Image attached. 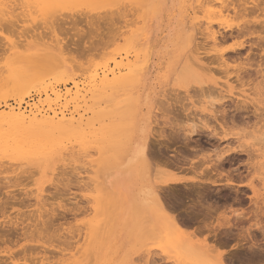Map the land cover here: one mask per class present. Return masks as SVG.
Returning a JSON list of instances; mask_svg holds the SVG:
<instances>
[{"label":"rangeland","instance_id":"obj_1","mask_svg":"<svg viewBox=\"0 0 264 264\" xmlns=\"http://www.w3.org/2000/svg\"><path fill=\"white\" fill-rule=\"evenodd\" d=\"M205 1L107 0L104 2L103 0V2L95 6L93 13H99L98 15L101 14L102 16L107 13L106 16L108 18H110V16H115V18L120 16L124 21L121 20L120 17H118L119 20L114 18L116 23L114 22L113 25H110L107 24L105 20H100V23H98L95 27H91L87 24L85 18L78 17V15L75 17H68L67 14L64 13V15L56 17V19L44 20L45 16L40 11H37L35 8L28 7L23 0H17L16 2L15 0H0V5L3 7L8 6L9 9L12 7L13 9H11V12L15 11V14L13 13L12 15H9V17L7 13L4 17L0 15L2 18V20L0 18V114L10 111L11 109L21 108L24 110L27 108V110H31V108L38 106L41 115L47 117L53 116V112H63L68 116V118L74 115L76 121L81 115H84L85 119V124L76 122L80 126L78 133L75 136L65 138L59 149H52V147L38 145V143L32 145V141L30 143L25 142L22 143L23 145L17 146L12 145L14 142L11 140L9 143L11 145H7V147L0 149V210L3 211H0V235L3 236L0 238L4 239V242L0 239V264H8V262L9 264H192L188 259L180 255L179 249L173 244V241L175 240L174 234H170V236H165L166 234L158 235L153 232V230H150L148 226L140 225L139 221L132 220L129 223H121L118 217H116L117 212L116 209H114L116 208L114 206L116 205V199L114 200L115 196L113 197V193L111 194L109 189L105 187L107 185L105 184V181L103 183V179H105L107 171L117 163L125 147L126 141L130 139L129 134L133 130L132 126L134 125H132V122L135 117H144L149 124L150 133L152 134L149 138V166L145 172V181L148 185H160L164 187L165 185L162 183L165 181L166 174H175L178 177L191 180L196 176L193 173L195 170H198L199 172L208 170L211 175L209 178H214L213 180L218 181L216 184H212V180H209L210 182L196 180L188 182L186 184L187 187H185V184L181 186H170L171 188L169 190L165 187V191L162 192V195L166 196L168 193L171 194L174 192L171 196L174 195L176 198L178 197V200H176L174 196L173 199L170 194H168L169 197L172 198L171 202L173 204L169 203L170 199H167L169 197H167L166 200H168L167 203L171 206L174 205V211L179 213V215L181 214V218L184 219V222H187L186 224L184 223L186 226L184 225L185 228L183 226V233L186 236L195 237L193 238V242L198 245L205 244L206 242L207 246L211 247L210 250L212 249V253L215 251L220 253L223 252L222 259H225L223 262L226 264H239L240 262H242L240 264H246L247 262V264H264V247H262V243L264 246V234L258 232V230L251 229V226L257 222V219L255 218L256 216H254L255 214H252L254 212V208L256 209L253 201L256 200L257 197L254 196L248 187V183L253 182L254 187L258 191L261 190V194L264 193L262 190L264 189V170L260 169L255 174L253 171L254 169L252 170V168L250 169L248 166H244L246 164L244 162H247V159H245L247 158L246 156H236L235 158L230 157V160H226L224 162L225 165L221 168V170L223 169L222 172L221 170L213 169L211 167L214 164V160L212 163L210 161L215 158L214 154H216L217 151H220L225 147L224 145H227L225 142H218L219 145H217L215 142L216 140L211 139L213 141L212 143L207 134H204L205 136H193L191 137L192 141L189 142L188 140L186 141L183 135L184 133H176L177 130L174 131L170 128L172 125H170V123H174L173 125L176 126V129H179L177 125L185 127L189 124H197L199 123V116L202 117V114H206L205 116L209 119L210 117L212 118L208 112L201 113L204 106H209L207 102H210V100L213 99V96H217L216 94L218 92L220 93L221 90L227 91L225 89H220V85L222 86L226 83V78L224 76L221 77L223 74L218 69L216 72L219 71L221 75H218L219 72H215L217 75H214L215 73L207 74V72H205L204 74L201 73L202 75L199 76L194 72L196 68L192 61L194 62V52H198H196L193 47L197 49V45L198 48L206 46L202 49V51L205 49V53L199 51L200 57H205L206 55L204 54L207 52L206 48L207 50L209 48L207 44L211 42L207 39L206 34L203 36V33H206V30H203V28L205 29L206 23L212 21L211 15L204 11L206 6L202 4ZM213 1L215 2L211 3L210 6L213 5L214 8V5H217L218 3L220 7L221 0ZM218 5L215 8H217ZM131 6L134 9H132ZM136 8H138V10ZM30 9L34 12L29 11ZM218 9L219 8H217V10ZM114 10L116 11L113 12ZM130 10L132 11L131 13ZM121 11L124 13L123 15ZM85 12H87V10H85ZM116 12L119 15H116ZM0 13L2 12L0 11ZM114 13L115 15H113ZM94 14L90 15L95 17ZM129 14H133V16H130ZM102 16L100 18H102ZM106 16L104 17L105 19ZM123 16L125 19L122 18ZM6 17L8 18L6 19ZM133 17L136 18L134 19ZM131 18L133 20H131ZM214 20H216V18H214ZM130 21H132L135 25L129 24ZM213 22V25L215 24L214 28H216L215 26H217V23L216 21ZM119 26L122 28L120 29ZM115 28L119 29L120 33H117V29L115 32ZM185 28L188 32L187 37H184L185 35L183 33ZM117 34L118 37L116 38ZM112 35H114L115 38L114 36L111 37ZM112 38L115 40L113 39L114 41H112ZM203 38L205 40H203ZM204 41L207 44L203 43ZM198 42L200 43V46L203 44V47H200ZM104 48L107 49L105 50ZM46 52L55 53L56 60L53 62L51 69L47 72H42V77L39 80L17 86L15 82L17 81L16 76L25 72V69L28 68L36 57L41 56ZM246 52H248V50L243 52L245 57L247 56L245 55ZM212 55L214 56L216 54ZM212 55L210 54L209 56ZM74 59H76V61H74ZM257 60L259 61L260 59L257 58ZM71 61L72 63H70ZM82 63L84 66H82ZM127 63L132 64L131 66H136L137 69L146 66L145 71L142 74L145 76L142 79L143 81L141 82V86L138 91L134 89L135 82H130L128 86L133 89L122 91L114 102L113 100L112 102H106L99 101L97 98H92V100L88 98L87 103L81 102V104H75L72 102L73 96H68L67 98L64 97L58 104L54 102L49 104V99L51 102L56 98L54 92H60L64 96H67L66 93L69 91L74 93L77 90L73 88L75 86L74 82H78L81 88L91 85V80L89 78L90 72L97 70L101 74V70L104 71L105 68L112 69L115 65L124 66ZM89 64L92 65V68ZM73 65H76L75 67L77 70L73 69ZM78 65H81L83 68L87 65V68H85L87 71H84V69ZM80 67L81 69H79ZM88 67H90V71ZM124 72H127V69L124 70L123 73ZM223 78H225V81ZM202 79L205 81L213 79L219 81L220 83L219 86H213V82L207 83V85L213 86L212 88L214 89L219 88L217 93L214 89H212L215 92L211 94H214L213 96H206V98L208 97V100L211 98L209 101H206L207 99L205 96L204 98L201 97L199 92V82L202 81ZM234 80L236 79H231L229 81L235 83L233 85L238 88L239 83H236V81L234 82ZM85 88H91V86ZM235 92H238V95L240 93L239 89L235 90ZM178 93L181 94L179 95ZM215 96L214 98H217ZM234 101L238 102V99H234ZM18 103L20 104L18 105ZM231 103V100H229V106H231ZM234 103H232V107L235 105ZM251 107L252 106L250 105V108ZM220 119L221 118L218 119L219 121H216L214 118L209 120L211 125L217 126L216 128L219 127V131L221 130L220 124L222 122ZM165 124L168 126L170 125L169 128ZM228 125L231 126L230 122H228ZM250 126L251 127L248 128L244 125L242 128H245V131L246 128L252 130V128H254L252 127V123ZM164 130H166L165 132L167 133H164ZM247 132L248 131H246V133ZM179 133L181 136H179ZM165 134H170V137ZM161 135L166 136L170 139V141L167 139L162 140ZM157 137H159L160 140ZM152 140L156 143V145L152 142ZM211 145L216 148L219 146V149L217 148L216 151ZM33 151H35V153ZM214 151L216 152L214 153ZM36 153L39 155L37 156ZM73 153H76L77 155L75 154V156ZM157 156L159 158L162 156V160ZM65 157L66 161L64 159ZM68 157H71L72 159L70 158V160H68ZM207 157L209 158L207 159ZM155 158L159 162L161 160V162H155ZM171 158L172 160H170ZM187 159L189 160L186 161ZM233 159L238 161L236 162ZM165 160L169 163L172 161L173 163L171 162L170 164L173 167L170 165L171 168H169V163H166L169 167L166 164L161 165V163L163 164V162H167ZM197 160H199L200 163L196 165L198 162ZM207 160H210V164ZM261 162H264V158H260L258 163ZM179 163H181V165ZM177 164L178 166H176ZM77 166L78 168H76ZM81 166H84V169ZM193 167L196 169L194 168L193 170ZM249 170H252V173ZM83 173L85 174L83 175ZM228 175L230 178L232 176H235L236 178L237 175L239 178L242 177L240 179L236 178L241 182L239 181V183L238 180L236 181V179L232 177L233 182L234 180L235 182L230 185L229 182L226 181ZM242 179L243 182L245 181L244 183H242ZM1 180L3 181L1 182ZM197 182L202 183L198 184ZM194 183L197 185H194ZM198 185L200 188H198ZM188 188L193 189L189 190ZM237 189H240V191ZM18 199H20V201ZM179 199L181 201H179ZM47 200H49V202ZM250 202L254 205V207L250 204ZM15 203H19L21 206ZM177 203H180V205ZM240 203L244 204L241 205ZM58 207L60 208L58 209ZM53 208L57 210L55 215L53 214L54 211L51 212L54 210ZM72 208L74 211H72ZM176 208L177 210H175ZM114 211L116 213H114ZM240 211L246 215L245 218L248 220L243 225L238 224L236 221L237 219H235L237 218V216L235 217V213H240ZM56 214H60L61 217ZM43 215H45V217H43ZM250 215H253V217ZM50 216H54L55 219H57V222ZM57 216L58 218H56ZM45 218L48 222L47 225H51L50 229L46 226L49 229L47 232V229L44 228V234H37V232L42 230L40 227L41 225L39 226L38 224L40 222L43 224L46 221H44ZM50 218L53 221L50 222L53 224L49 223ZM186 218L191 220V222H189ZM226 218L229 219L232 224H238L239 227L250 226L249 228L243 227L244 230L248 229V234H250V232L252 233V230H255V232H253L254 234H251V236L254 235L257 237V239L255 237L254 238L258 241L262 249L257 246V248H251L249 245L251 244V239L249 237H247L248 239L246 240H249L248 242L241 241V243H239L240 237L238 234L241 233L240 231L242 228H233V230L229 231L231 233H227L228 235L225 234L227 228L222 229L219 222H225L223 219L227 220ZM15 222L18 224L19 229L11 226L15 224ZM31 222H34V224H31ZM260 222L264 225V217H261ZM30 224L31 226H28ZM187 224L190 225L187 227ZM36 225L41 228L40 231L36 230L39 228ZM26 226L28 228L30 227V230H28ZM55 228H57L58 231ZM21 229L23 234L25 233L24 235H26V238L23 236ZM26 229L28 234L25 232ZM32 229H35L32 233L34 236L33 238L31 237L32 234L30 232ZM2 231L5 232L3 233ZM7 231H10V233H7ZM59 232L60 235H58ZM75 232H77V234ZM34 233L36 234L34 235ZM51 233H58L57 235L59 238L61 234V238H64L65 236L68 237H66V241H64L65 239H62L63 242L60 238V242L56 240L58 239L57 235H55L56 237L54 236L55 239H53ZM39 235L43 238H47L49 241L52 236V240L51 242H46V239H41ZM48 236H50V238H48ZM15 237L21 240L20 243L19 239ZM22 237L23 241L21 239ZM69 237L73 240L71 241ZM177 238L179 242L185 245V237L183 239V236L179 235ZM5 239H7V242ZM8 239L12 240L9 241ZM13 240L16 241L15 243H17V245L14 244ZM225 240L226 242H224ZM35 241L38 243H35ZM259 241H261V244ZM27 245L33 249V253L30 248L29 250L26 248ZM41 245L45 247L43 248ZM22 246L30 252H26ZM38 246L39 251L36 248ZM60 247L63 251L60 250ZM198 247L203 248H199L201 252L198 254L197 260L199 262L212 260L210 264H215L214 261H216V258L214 257V253L212 254L210 251L208 253L205 245ZM20 248L22 251H25V253H21ZM51 248L55 250L56 255L54 254V250H51ZM213 249L216 250L213 251ZM254 252H257L260 255L257 254L259 256H254V254H256ZM241 253H244L243 256ZM261 253H263V256ZM261 256L263 258H261ZM182 258H184V260ZM246 258H248V260Z\"/></svg>","mask_w":264,"mask_h":264},{"label":"bare ground","instance_id":"obj_2","mask_svg":"<svg viewBox=\"0 0 264 264\" xmlns=\"http://www.w3.org/2000/svg\"><path fill=\"white\" fill-rule=\"evenodd\" d=\"M17 0H15L16 2ZM22 1V0H21ZM25 4H27L28 7H32L37 9V11H40L44 16L45 19L44 20H48V19H56V17L60 16V15H64V13L67 14L68 17H75L76 15H78V17H83L86 19L87 24L90 25L91 27H95L98 23H100V20H105V22L107 24H114V18L115 16H110V18H108L106 14H103V16H106V19L102 16V18H100L101 16L98 15L99 13H93L95 10V6L101 2H103V0H23ZM107 0H104V2ZM205 1V0H204ZM11 2V1H10ZM203 2V1H201ZM215 1L212 0H206L202 5L206 6V9L204 11H206L207 14L211 15L212 21L206 23V27L205 29L203 28V30H206V33H203V36H207V39H209L211 42H209V44L205 43V41L203 43L207 44L209 46L208 50L206 48V55L205 57H200L199 55V51H202V49L206 46H202L203 48H198L197 45V49L195 47H193L196 52H194V62L192 61L193 65H195L196 70H194V72L197 75H202L201 73H215L216 70L218 69L223 75H221V73L219 71H217L216 73H218V75L224 76L225 78L224 81L226 83H221L223 84L222 86L220 85V89H225L227 91L221 90L220 93L218 92L219 88H215L217 90H215L214 88H212L213 86H219V81L216 80H204L202 79V81L199 82V89H200V95L201 97L206 98V96L208 95V97L213 96L211 95L212 93H217L213 99H209L210 102H207V104H209V106H204L203 111L201 113L204 112H208L210 113L209 115L212 116V118H214L216 121H219L218 119L221 118L220 120L223 122H221L220 126H221V130L219 131L218 128H216L217 126L215 125H211V122H209L210 119H212L210 116V119L205 116L206 114H202V117L199 116V123H195L193 125H188V126H178L177 123V127H179V129H176V126L173 125L174 123H170V128L173 129L174 131H176V133L178 132H182L184 133V137L186 139V141L188 140L189 142L192 141L191 137L193 136H201L204 134H207L209 138V140L214 139L216 140L215 142L217 143V145H219L218 142H225L224 145L225 147L223 149H221L220 151H217L216 149L219 147H214L215 150L214 153L216 152V154H214L215 158H213L211 161L207 160L208 163L210 164V162L212 163L214 160V164L211 168L216 169V170H221V168L223 167L224 162L226 160H230V157H236V156H246L247 162L244 166H248L250 169L252 168V170L255 172V174L258 172V170L263 169L264 170V162L258 163L260 158H264V0H221L220 1V7L218 5L217 8H219L217 10V8H215L217 5H213L210 6L211 3H213ZM1 3V2H0ZM23 3V2H22ZM14 4V3H12ZM163 4V3H162ZM5 5V4H4ZM23 6V5H22ZM26 6V7H27ZM160 6V5H159ZM24 7V6H23ZM128 7V6H127ZM126 7V8H127ZM98 8V7H97ZM121 8V7H120ZM119 8V9H120ZM132 8V6H131ZM164 8V7H163ZM11 9H13L12 7L9 9L8 6L3 7L2 5H0V11L2 13H0V15H2V17L6 16L8 14L12 15L14 12H11ZM34 9V10H35ZM128 9V8H127ZM134 9V8H132ZM138 10V8H136ZM85 10H87V12H85ZM164 10V9H163ZM162 10V11H163ZM29 11H32V9H30ZM28 11V12H29ZM109 11V10H107ZM116 10H114L113 12H115ZM124 11V10H123ZM140 11V9H139ZM103 12V11H102ZM105 12V11H104ZM112 12V13H113ZM122 12V11H121ZM132 11L130 10V13ZM138 12V11H136ZM200 12V11H199ZM7 13V14H6ZM36 13V11H35ZM34 13V14H35ZM111 13V14H112ZM117 13V12H116ZM134 13V12H133ZM15 14V13H14ZM65 14V15H66ZM94 14L95 17L93 18L91 15ZM109 14V15H111ZM124 13L122 12V15ZM126 14V13H125ZM200 14V13H199ZM108 15V16H109ZM115 15V13L113 14ZM116 15H119L118 13ZM121 15V14H120ZM121 15V16H122ZM127 15V14H126ZM130 15V14H129ZM128 15V16H129ZM133 16V14H131ZM130 15V16H131ZM14 16V15H13ZM12 16V17H13ZM91 16V17H90ZM100 16V17H99ZM125 16V15H124ZM124 16L122 18H124ZM129 16V17H130ZM6 17V19L8 18ZM11 17V16H10ZM43 17V16H40ZM117 16L115 19L119 20ZM126 18H128L127 16H125ZM206 17V16H205ZM216 18V20H214V18ZM1 18V17H0ZM98 18V20H97ZM104 18V19H103ZM134 18V17H133ZM136 18V17H135ZM134 18V19H135ZM10 19V18H9ZM121 19V17H120ZM125 19V18H124ZM2 20V18H1ZM123 20V19H121ZM129 20V19H128ZM127 20V21H128ZM131 20H133L131 18ZM124 21V20H123ZM136 21V20H135ZM213 21H216V28H214L213 25ZM119 22V21H118ZM132 22V21H130ZM129 24H133L130 23ZM158 22V21H157ZM116 23V22H115ZM120 23V22H119ZM125 23V22H123ZM138 23V22H137ZM136 23V24H137ZM159 23V22H158ZM157 23V24H158ZM128 24V25H129ZM117 25V24H116ZM115 25V26H116ZM126 25V24H125ZM135 25V24H133ZM198 25V23H197ZM132 27V26H131ZM202 27V26H201ZM118 28V27H117ZM115 28V32L116 29ZM120 28V26H119ZM122 28V27H121ZM120 28V29H121ZM117 33L119 32V29H117ZM185 30V31H184ZM183 30L184 33V37L188 36V32L186 30V28ZM202 30V31H203ZM200 31V29H199ZM162 32V31H161ZM120 33V32H119ZM153 33V32H152ZM115 34V33H114ZM199 34V32H198ZM201 34V32H200ZM116 35V34H115ZM202 35V34H201ZM114 35H112L111 37H113ZM120 36V35H119ZM118 37V34L116 36V38ZM115 38V36H114ZM112 38V41H114L115 39ZM205 38V37H204ZM203 38V40H205ZM114 39V40H113ZM166 39V38H165ZM187 39V38H185ZM199 39V38H198ZM118 40V39H116ZM111 41V38H110ZM172 41V40H171ZM190 42V40H189ZM109 43V42H108ZM178 43V42H177ZM199 43V42H198ZM197 43V44H198ZM112 44V43H111ZM230 44V45H229ZM114 45V44H113ZM108 46V45H107ZM112 46V45H111ZM200 46V43H199ZM200 46V47H201ZM105 49V48H104ZM107 49V48H106ZM105 49V50H106ZM205 50V49H204ZM202 51L203 53H205V51ZM245 53V55H247L246 57L243 55L244 51H247ZM193 51V50H192ZM256 51V52H255ZM201 52V53H202ZM193 53V52H192ZM200 53V54H201ZM202 53V54H203ZM197 54V55H196ZM201 54V55H202ZM212 54H216V55H209ZM244 56V57H243ZM254 57V58H253ZM256 57V58H255ZM190 58V57H189ZM257 58H259L260 60L258 61ZM207 59V60H206ZM55 53L52 52H46L44 54H42L41 56L36 57L31 64L28 66L27 69H25V72H23L22 74H19L18 76H16L17 81L16 84L17 86H20L21 84L24 83H32L35 80H39L42 77V72L44 71H49L53 65V62H55ZM192 60V59H189ZM74 61H76V59H74ZM72 63V61L70 62ZM75 63V62H74ZM85 64V63H84ZM88 64V62H87ZM117 64V62H116ZM72 65V64H71ZM132 64L127 63L124 66H119V65H115L114 68L110 69H106L104 71L101 70V74L99 73V71H92L90 72V84L88 86H84V88H81L78 82H74L75 86L73 88L77 89L74 93H72L71 91H69L68 93H66L67 96H64L63 94H61L60 92H54L56 98L54 100H52L50 102L49 99V104H51L52 102L58 104L64 97H68V96H73L72 97V102L75 104H81V102L87 103L88 102V98H90V100H92V98H97L99 99V101H106V102H114V100L120 95V93L122 91L125 90H132L133 88H129V83L130 82H135V86L134 89L135 90H139L140 88V84L143 81L142 79L144 78L145 75H142L145 71V67L137 69L136 66H131ZM75 70H77V68L75 67L76 65H73ZM81 66V65H78ZM82 66L83 63H82ZM81 66V67H82ZM87 65H85V68ZM89 66L91 67L92 65L89 64ZM127 66V67H125ZM81 67L79 69H81ZM88 67V69L90 68ZM83 68V67H82ZM84 71H87L85 70ZM92 68V67H91ZM82 69V70H83ZM127 69V72H124V70ZM74 71V70H73ZM90 71V69H89ZM88 71V72H89ZM81 73V72H80ZM214 75H217V74ZM150 75V74H149ZM152 78V77H150ZM203 78V77H202ZM231 79H236L234 80V82L236 81V83L238 82V88L237 86L233 85L235 83H232L229 81ZM198 82V81H197ZM209 82H213V86H209L207 85V83ZM212 84V83H211ZM91 88H85V87H90ZM240 86V87H239ZM227 89H226V88ZM241 88V89H240ZM194 89V88H193ZM214 89V91L212 90ZM239 89V95L235 92V90ZM248 89V90H247ZM190 90V89H189ZM188 91V90H187ZM250 91V92H249ZM167 92V91H166ZM198 92V93H199ZM179 94V93H178ZM181 94V93H180ZM179 94V95H180ZM210 94V95H209ZM182 96V95H181ZM200 97V96H199ZM207 97V98H208ZM233 97H237V98H233ZM179 98V97H178ZM206 98V99H207ZM169 99V98H168ZM202 99V98H201ZM234 99H238L237 101H234ZM241 102H240V100ZM137 100V99H136ZM173 100V99H172ZM208 99L206 101H209ZM229 100H231L232 103H234L233 107H232V103L231 106H229ZM23 101V99H22ZM95 101V100H94ZM178 101V100H177ZM234 101V102H233ZM20 103H18L19 105ZM162 104V103H161ZM164 104V103H163ZM169 104V103H168ZM172 104V103H171ZM204 105V103H203ZM202 105V106H203ZM218 105V106H216ZM250 105L252 106L250 108ZM82 106V105H81ZM218 107V108H217ZM14 108V106H13ZM35 109V110H34ZM43 109V108H42ZM171 109V108H170ZM252 109V110H250ZM159 110V109H158ZM165 110V109H164ZM173 110V107H172ZM171 110V111H172ZM169 111V110H166ZM170 111V112H171ZM54 115L51 117H47L44 115H41V112L39 110L38 106H35L33 108H31V110H27L24 109L22 110L21 108L19 109H11L10 111H7L5 113H1L0 114V149L3 147H7V145H11L9 144L11 141L14 142L12 145H23L22 143H30L31 141L33 142L32 145L38 143V145H44V146H49L52 147V149H59V147L61 146L62 142L64 141L65 138L67 137H71V136H75L78 133V129H79V124H77L76 122L82 124L84 123L85 119H84V115L79 116V118H76L73 115L72 117L68 118V116L66 114H64L63 112L58 113V112H53ZM70 113V112H69ZM165 113V112H163ZM172 113V112H171ZM169 114V113H168ZM164 116V115H163ZM156 119V118H155ZM213 121V120H211ZM228 122H230L231 126L228 125ZM217 123V122H216ZM252 123V130L248 129L250 126V124ZM77 124V125H76ZM85 124V123H84ZM167 124V123H166ZM165 124V125H166ZM132 126L133 130L130 132V139L128 141H126L125 143V147L121 153V156L119 157V160L117 161V163L107 171V174L105 176V179H103V183L105 181V184L107 186L109 191L111 192V194L113 193V197L114 200L116 199V205H114L116 208V212L114 211V213H116V217H118L119 221L121 223H129L130 221L134 220V221H139L140 225H146L150 228V230H153V232H155L158 235H165V236H170V234H174L175 240L171 243H173L174 245H176V247L179 249L180 251V255L182 257H185L186 259H188L192 264H210V262L212 260H207V261H198V254H200V249L199 248H203V247H198V246H203L205 245V248H207L208 253L210 251V253H212V249L210 250V246H207L206 242L205 244H196L193 242V238L195 237H189L186 236L183 233V226L187 223L184 222V219L181 218V214L179 215V213L175 212L173 208L174 205H170L169 203H172V198L174 199L173 196H171L173 193H168L170 194V196L172 198L169 197V195L165 194L166 196L162 195V192L165 191V187L169 190L171 187L170 186H181L186 184L188 182H193L196 180H201V181H209L212 180V184H216L218 181L213 180L211 178H209V176L211 177V175L209 174L208 170L199 172L198 170L194 173V175H196L194 178H192L191 180L189 179H185L182 177H178L175 174H166L165 176V181H163L162 184H164L165 186H157V185H148L145 181V172L147 167L149 166L148 164V155H149V138L152 135L150 133V128H149V124L146 121V119L144 117H135V119L132 122ZM244 125H246V131H250L249 133L245 131V128L243 129L242 127ZM168 126V125H166ZM168 126V128H169ZM241 126V127H240ZM82 127V126H81ZM248 129V130H247ZM159 130V129H158ZM254 130V131H253ZM154 131V130H153ZM166 130H164V133ZM88 133V132H87ZM86 133V134H87ZM154 133V132H153ZM171 134V132H170ZM169 134V135H170ZM180 134V133H179ZM166 136L170 137L169 135L165 134ZM174 135V134H173ZM176 135V134H175ZM178 135V134H177ZM154 136V135H153ZM166 136L161 135V139H167L170 141V139H168ZM181 136V134L179 135ZM178 136V137H179ZM196 136V137H197ZM205 136V135H204ZM85 137V136H84ZM155 137V136H154ZM160 137V136H159ZM157 137V138H159ZM172 137V136H171ZM77 138V137H76ZM176 139V137H175ZM179 139V138H178ZM182 139V137H181ZM11 140V141H10ZM160 140V138H159ZM69 141V140H67ZM76 141V140H75ZM172 141V140H171ZM176 141V140H175ZM174 141V142H175ZM212 141V140H211ZM153 142V140H152ZM151 142V143H152ZM198 142V139H197ZM196 142V143H197ZM214 142V143H215ZM221 142V143H222ZM2 143V144H1ZM5 143V144H3ZM155 143V142H153ZM213 143V141H212ZM211 143V144H212ZM215 143V144H216ZM80 144V143H79ZM161 144V143H158ZM187 144V143H186ZM156 145V143H155ZM199 145V144H198ZM223 145V144H221ZM168 146V145H166ZM165 147V146H164ZM162 147V148H164ZM151 148V147H150ZM5 149V148H4ZM76 149V148H75ZM152 149V148H151ZM168 149V148H167ZM219 149V148H218ZM30 150V149H29ZM71 150V149H70ZM160 150V149H158ZM163 151V150H162ZM8 152V151H7ZM35 153V151H33ZM51 152V151H50ZM183 152V151H182ZM40 153V152H39ZM44 153V152H43ZM37 156L39 155L38 153H36ZM33 154V155H36ZM47 154V153H46ZM50 154V153H49ZM66 154V153H65ZM74 155L76 153H73ZM157 154V153H156ZM167 154V153H166ZM165 154V155H166ZM182 154V153H179ZM185 154V153H184ZM25 155V154H24ZM51 155V154H50ZM69 155V154H68ZM77 155V154H76ZM75 155V156H76ZM36 156V157H37ZM67 156V155H66ZM72 156V155H71ZM74 156V157H75ZM79 156V155H78ZM179 156V155H178ZM177 156V157H178ZM184 156V155H183ZM182 156V157H183ZM186 156V155H185ZM44 157V156H43ZM64 157V156H63ZM89 157V155H88ZM158 157V156H157ZM165 157V156H164ZM211 157V156H210ZM47 158V156H46ZM71 158V157H70ZM70 158L68 157V160H70ZM159 158V157H158ZM163 158L162 156L159 158L161 159ZM167 158V156H166ZM209 157H207L208 159ZM231 158V159H232ZM63 159V158H62ZM66 161V157L64 158ZM63 159V160H64ZM72 159V158H71ZM77 159V158H75ZM156 159V158H155ZM154 159V160H155ZM165 159V158H164ZM163 159V160H164ZM179 159V157H178ZM184 159V158H183ZM182 159V160H183ZM186 159V157H185ZM190 159V158H189ZM189 159H187L186 161H188ZM238 159V158H237ZM244 159V158H243ZM40 160V159H39ZM150 160V159H149ZM153 160V159H152ZM162 160V159H161ZM160 160V162H161ZM168 160V159H167ZM165 160V161H167ZM172 160V158L170 159ZM169 160V161H170ZM191 160V159H190ZM195 160V159H194ZM201 160V159H200ZM234 160V159H233ZM232 160V161H233ZM157 161V159L155 160V162ZM176 161V160H175ZM180 161V160H179ZM198 162L196 163V165L198 163H200L199 160H197ZM206 161V160H205ZM204 161V162H205ZM210 161V162H209ZM236 161V160H234ZM238 161V160H237ZM236 161V162H237ZM240 161V160H239ZM242 161V160H241ZM4 162V161H3ZM158 163H160L159 161H157ZM172 162V161H171ZM170 162V163H171ZM6 163V162H5ZM70 163V162H69ZM72 163V162H71ZM74 163V161H73ZM72 163V164H73ZM77 163V162H76ZM168 164L169 162H163V164L161 163V165H165ZM169 163V166L171 165ZM173 163V162H172ZM188 163V162H187ZM206 163V162H205ZM204 163V164H205ZM230 163V162H229ZM228 163V164H229ZM243 163V162H242ZM68 164V163H67ZM166 164V165H167ZM175 164V163H174ZM181 165V163H179ZM191 164V163H190ZM203 164V163H202ZM241 164V163H240ZM3 165V164H2ZM64 165V164H63ZM74 165V164H73ZM195 165V163H194ZM242 165V164H241ZM58 166V165H57ZM67 166V165H66ZM168 166V165H167ZM168 166V167H169ZM172 166V165H171ZM171 166L169 168H171ZM178 166V164L176 165ZM186 166V163H185ZM204 166V165H203ZM227 166V165H226ZM243 166V165H242ZM73 167V166H72ZM82 168L84 166H81ZM101 167V166H100ZM99 167V168H100ZM158 167V166H157ZM173 167V166H172ZM181 167V166H180ZM189 167V165H188ZM187 167V168H188ZM202 167V166H201ZM233 167V166H232ZM78 168V166L76 167ZM167 168V167H166ZM179 168V167H178ZM195 167H193L194 170ZM248 168V169H249ZM81 169V168H80ZM84 169V168H83ZM190 169V168H189ZM196 169V168H195ZM200 169V168H199ZM208 169V168H206ZM231 169V168H230ZM238 169V168H237ZM247 169V168H246ZM245 169V170H246ZM103 170V169H102ZM177 170V169H176ZM188 170V169H187ZM192 170V169H191ZM202 170V169H201ZM251 170V171H252ZM76 171V170H75ZM223 171V169L221 170V172ZM248 171V170H247ZM250 171V170H249ZM250 171V172H251ZM77 172V171H76ZM190 172V171H189ZM215 172V171H214ZM219 172V171H218ZM220 172V173H221ZM225 172V170H224ZM89 173V172H88ZM160 173V172H159ZM169 173V172H168ZM252 173V172H251ZM79 174V173H78ZM82 174V173H81ZM85 173H83L84 175ZM80 175V174H79ZM165 175V174H163ZM222 175V174H221ZM242 175V174H241ZM252 175V174H251ZM258 175V174H257ZM238 176V175H237ZM236 178L240 179L242 177L239 178L240 176V171H239V176ZM247 176V175H246ZM219 177V176H218ZM225 177V176H224ZM235 178V176H232ZM232 177L230 178V176L228 175L227 177V182H229V184H234ZM244 177V176H243ZM249 177V175H248ZM256 177V176H255ZM84 178V177H83ZM82 178V179H83ZM221 178V177H220ZM233 178V179H234ZM235 178V179H236ZM3 179V178H2ZM226 179V178H225ZM236 179V181L238 180ZM244 179V178H243ZM242 179V183L243 182ZM247 179V178H246ZM253 179V178H252ZM80 180V179H79ZM87 180V179H86ZM249 180V179H248ZM3 180H1L2 182ZM81 181V180H80ZM240 180H238L239 182ZM210 182V181H209ZM241 182V181H240ZM239 182V183H240ZM247 182V180H246ZM81 183V182H80ZM79 183V184H80ZM85 183V182H84ZM83 183V184H84ZM196 183V182H195ZM194 185H197L195 184ZM198 183V182H197ZM202 183V182H199ZM198 183V184H199ZM205 183V182H204ZM237 183V182H236ZM189 185V184H188ZM208 187H210L209 185H207ZM227 186V185H226ZM204 187V186H203ZM229 187V186H228ZM232 187V186H231ZM248 187L250 188V190L252 191V193L254 194V196L257 197L256 200H252L254 202V205L256 206V209L254 208V212L252 214H255L254 216H256L255 218L257 219L256 223L253 224L251 226V229H255L258 230V232H261L264 234V225L262 224V222H260L261 217H264V193L261 194L260 191L261 190H257L254 187V183L250 182L248 183ZM59 188V187H58ZM198 188L199 185H198ZM234 188V187H233ZM232 188V189H233ZM246 188V189H249ZM85 189V188H84ZM189 189V188H188ZM193 189V188H190ZM189 189V190H190ZM202 189V187H201ZM207 189V188H206ZM230 189V187H229ZM231 189V190H232ZM166 190V191H168ZM238 191H240V189H237ZM264 191V189H262ZM58 191V190H57ZM83 191V190H82ZM237 191V192H238ZM244 191V190H243ZM247 191V190H246ZM196 192V191H195ZM236 192V193H237ZM193 193V192H192ZM186 194V193H185ZM196 194V193H195ZM200 194V192H199ZM238 194V193H237ZM25 195V194H24ZM176 195V194H175ZM184 195V194H183ZM205 195V194H204ZM222 195V194H221ZM243 195V194H242ZM177 196V195H176ZM200 196V195H199ZM223 196V195H222ZM260 196V197H259ZM44 197V196H42ZM169 197V198H167ZM180 197V196H179ZM201 197V196H200ZM26 198V197H25ZM45 198V197H44ZM170 199V202L167 203L168 200ZM178 198V197H177ZM176 197L175 199L178 200ZM237 198V197H236ZM235 198V199H236ZM260 198V199H258ZM17 199V198H16ZM41 199V198H40ZM47 199V198H46ZM181 199V198H180ZM179 199V201H181ZM222 199V198H221ZM253 199V198H252ZM20 201V199H18ZM16 200V201H18ZM227 200V199H226ZM49 202V200H47ZM228 201V200H227ZM24 202V201H23ZM30 202V201H28ZM40 202V201H39ZM42 202V201H41ZM177 202V201H176ZM175 202V203H176ZM244 202V201H243ZM85 203V202H84ZM15 204H19V203H15ZM26 204V203H24ZM29 204V203H28ZM42 204V203H41ZM173 204V203H172ZM178 204V203H177ZM241 204V203H240ZM244 204V203H243ZM241 204V205H243ZM250 204H252L250 202ZM20 205V204H19ZM53 205V204H52ZM79 205V204H77ZM82 205V204H81ZM176 205V204H175ZM180 205V203L178 204ZM253 205V204H252ZM253 205V207H254ZM21 206V205H20ZM31 206V205H30ZM56 206V205H55ZM28 207V206H25ZM75 207V206H74ZM73 207V208H74ZM44 208V207H43ZM57 208V207H56ZM60 207H58L59 209ZM66 208V207H65ZM72 208V209H73ZM80 208V206H79ZM78 208V209H79ZM1 209V208H0ZM47 209V208H46ZM54 210H52L51 212L54 211V215L56 213L57 210H55V208H53ZM64 209V208H63ZM76 209V208H74ZM74 209L72 211H74ZM3 210V209H2ZM177 210V208L175 209ZM1 211V210H0ZM32 211V210H31ZM38 211V210H36ZM47 211V210H46ZM49 211V209H48ZM66 211V210H65ZM70 211V209H69ZM77 211V210H76ZM179 211V210H178ZM3 212V211H1ZM45 212V211H44ZM60 212V210H59ZM62 212V211H61ZM239 212V211H236ZM41 213V212H40ZM39 213V214H40ZM50 213V212H49ZM58 213V212H57ZM177 215H176V214ZM235 213V212H234ZM249 213V212H248ZM247 213V214H248ZM30 214V213H29ZM52 214V213H51ZM52 214V215H53ZM62 214V213H61ZM64 214V213H63ZM66 214V213H65ZM33 215V214H32ZM37 215V214H36ZM46 215V214H45ZM45 215H43V217H45ZM49 215V214H48ZM58 216H60V214H56ZM179 215V217H178ZM185 215V214H184ZM34 216V215H33ZM58 216L56 218H58ZM237 216V223L238 224H244L246 221H248L245 217L246 215H244V213H235V217ZM251 216V215H250ZM23 217V216H22ZM26 217V215H25ZM31 217V216H30ZM38 217V216H36ZM48 217V216H47ZM53 220H55L57 222V219H55V217L50 216ZM61 217V216H60ZM253 217V215L251 216ZM250 217V218H251ZM49 218V217H48ZM50 218V219H51ZM66 218V217H65ZM189 218V217H188ZM188 218H186L189 222H191V220H189ZM249 218V219H250ZM20 219V218H19ZM31 219V218H29ZM43 219V218H41ZM49 219V223L53 224L52 219ZM116 219V218H115ZM227 219V218H226ZM233 219V218H232ZM234 219V220H235ZM46 220V218L44 219V221ZM67 220V219H66ZM225 222H219L218 224L222 227V229H226V233H231L229 231L233 230V228H242L241 229V233L238 234V236L240 237L239 239V243H241V241H246L249 237L251 240V244H249L252 247H258L261 248V246L259 245L258 241H256L257 237H255L254 235L251 236V234H254L253 232H255V230H252L253 232L250 234H248V229L244 230V228H249V227H239L238 224H232L231 221L229 219L225 220L223 219ZM29 221V220H28ZM36 221V220H34ZM52 221V222H50ZM54 221V222H55ZM112 221V220H111ZM46 222V223H45ZM43 224H41V222L38 224L41 228L38 226L35 229L40 232H37V234H41L45 231L44 228H46V232L50 229V226L47 225V220L45 221ZM55 222V223H56ZM234 222V221H233ZM23 223V222H22ZM21 223V224H22ZM185 223V224H184ZM5 224V223H4ZM15 222V224L11 225L12 227H15L16 229H19L18 224ZM26 224V223H25ZM29 224V223H28ZM31 224H34V222H31ZM28 225V226H31ZM114 224V223H113ZM191 224V223H190ZM187 224V227L190 225ZM8 225V224H7ZM20 225V224H19ZM24 225V223H23ZM56 225V224H55ZM197 225V224H196ZM200 225V224H199ZM241 225V226H242ZM49 227V229L47 227ZM53 226V225H52ZM186 226V225H185ZM184 226V228H185ZM202 226V225H201ZM205 226V225H204ZM208 226V225H207ZM2 227V226H1ZM27 227V226H26ZM24 227V228H26ZM54 227V226H53ZM58 227V226H57ZM186 227V228H187ZM4 228V227H3ZM11 228V227H9ZM28 228V227H27ZM30 228V227H29ZM28 228V230H30ZM32 228V227H31ZM61 228V227H59ZM193 228V227H191ZM219 228V227H218ZM13 229V228H12ZM15 229V230H16ZM35 229H32L30 232L31 234L35 231ZM44 229V230H43ZM52 229V228H51ZM54 229V228H53ZM57 229V228H55ZM68 229V228H67ZM66 229V230H67ZM112 229H113V225H112ZM209 229V228H208ZM229 229V230H228ZM6 230V229H5ZM9 230V229H7ZM24 230V229H23ZM197 230V229H196ZM199 230V228H198ZM206 230V229H205ZM212 230V229H211ZM215 230V229H214ZM238 230V229H237ZM240 230V229H239ZM22 231V229H21ZM27 231V229L25 230V232ZM58 231V229H57ZM56 231V232H57ZM62 231V229H61ZM65 231V230H64ZM203 231V230H202ZM217 231V230H215ZM250 231V230H249ZM3 232V231H2ZM5 232V231H4ZM3 232V233H4ZM10 233V231H7V233ZM20 232V231H19ZM53 232V231H51ZM197 232V231H196ZM214 232V231H213ZM221 232V231H220ZM233 232V231H232ZM237 232V231H235ZM234 232V233H235ZM27 233V232H26ZM50 233V231H49ZM67 233V232H66ZM77 234V232H75ZM247 233V234H246ZM14 234V232H13ZM16 234V233H15ZM18 234V233H17ZM23 234V231H22ZM25 234V233H24ZM26 238V235H24ZM28 234V233H27ZM36 233H34L35 235ZM44 234V233H43ZM42 234V235H43ZM58 233H54L51 235L53 236V239L55 235H57ZM198 234V233H197ZM196 234V235H197ZM201 234V233H200ZM224 234V235H225ZM259 234V233H258ZM5 235V234H4ZM60 235V232L59 234ZM56 239L57 241H60V238L62 236H60V238L58 237ZM72 235V234H70ZM182 235L183 239L185 237V245H183L181 242H179L177 236ZM223 235V237H224ZM228 235V234H227ZM251 237H250V236ZM256 235V234H255ZM15 236V235H14ZM20 236V235H19ZM38 236V235H37ZM41 237V235H39ZM51 236V238H52ZM75 236V235H74ZM73 236V239H74ZM80 236V235H79ZM199 236V235H198ZM260 236V235H259ZM0 237H3L2 235H0ZM7 237V236H6ZM18 237V236H17ZM15 237V238H17ZM32 238L34 237L33 234L31 236ZM47 237V236H46ZM56 237V236H55ZM66 237L61 238L65 239L64 241H66ZM213 237V236H211ZM218 237V236H217ZM256 239H255V238ZM9 238V237H7ZM30 238V237H28ZM27 238V239H28ZM43 237H41L42 239ZM48 238H50V236H48ZM47 240V238H43L44 240L46 239V242H51ZM80 238V237H79ZM262 238V237H261ZM264 238V237H263ZM1 239V238H0ZM19 239V238H17ZM23 241V237L21 238ZM36 239V238H35ZM69 239L71 240V238L69 237ZM72 239V240H73ZM210 239V238H209ZM219 239V238H218ZM234 239V238H232ZM242 239V240H241ZM255 239V240H254ZM4 242V239H1ZM7 242V239H5ZM9 240V239H8ZM12 240V239H10ZM9 240V241H10ZM16 240V239H15ZM71 240V241H72ZM76 240V239H75ZM221 240V239H220ZM219 240V241H220ZM14 241V240H13ZM20 239H19V243H20ZM25 241V240H24ZM30 241V240H29ZM60 241V242H61ZM79 241V240H78ZM249 241V240H248ZM246 241V242H248ZM12 242V241H11ZM10 242V243H11ZM16 241H14V244L17 245V243H15ZM27 242V241H26ZM37 241H35L36 243ZM53 242V241H52ZM63 242V241H62ZM226 242V240L224 241ZM261 244V241H259ZM264 242V241H263ZM13 243V242H12ZM38 243V242H37ZM66 243V242H65ZM64 243V245H65ZM69 243V240H68ZM71 243V242H70ZM74 243V241H73ZM80 243V242H79ZM211 243V242H210ZM220 243V242H219ZM223 243V242H222ZM27 244V243H25ZM40 244V243H39ZM52 244V243H50ZM55 244V243H54ZM63 244V243H62ZM181 244V245H179ZM225 244V243H224ZM248 244V243H247ZM53 245V244H52ZM51 245V247H52ZM60 245V244H59ZM69 245V244H68ZM210 245V244H209ZM42 246V245H41ZM50 246V245H49ZM67 246V244H66ZM73 246V244H72ZM172 246V245H171ZM24 247V246H22ZM32 247V246H31ZM43 248L45 246H42ZM71 247V246H70ZM219 247V246H218ZM222 247V246H221ZM256 247V248H257ZM262 247L263 243H262ZM29 250V246L27 245L26 247ZM26 248L24 247V249L26 250ZM34 248V247H33ZM37 250L39 251V246L36 247ZM48 248V247H46ZM50 248V247H49ZM55 248V247H53ZM51 248V250L53 249ZM59 248V247H57ZM56 248V249H57ZM61 248V247H60ZM65 248V247H64ZM175 248V247H174ZM250 248V247H249ZM250 248V249H251ZM255 248V250H256ZM31 249V248H30ZM69 249V248H68ZM67 249V250H68ZM73 249V248H72ZM77 249V248H76ZM176 249V248H175ZM217 249V248H216ZM215 249V250H216ZM262 249V248H261ZM264 249V248H263ZM21 250V248H20ZM26 250V252L28 251ZM32 253H33V249ZM36 250V249H35ZM47 250V249H46ZM44 250V251H46ZM54 250V249H53ZM62 250V248L60 249ZM75 250V249H74ZM205 250V251H207ZM213 249V251H215ZM50 251V249H49ZM63 251V250H62ZM233 251V250H232ZM250 251V250H249ZM254 251V250H253ZM259 251V250H258ZM261 251V250H260ZM21 253H25V251H20ZM19 252V253H20ZM30 252V251H28ZM43 252V251H42ZM48 252V251H46ZM262 252V251H261ZM51 253V252H50ZM67 253V252H66ZM214 253V257L216 258L215 264H226L225 262H223V260L225 261V259H222V253L215 251ZM212 253V254H213ZM246 253V252H245ZM251 253V252H250ZM253 253V252H252ZM256 254H254V256H256L257 252H254ZM264 253V252H263ZM261 253V255L263 254ZM13 254V253H12ZM42 254V253H41ZM54 254H55V250H54ZM242 254V253H241ZM244 254V253H243ZM242 254V256H243ZM249 254V253H248ZM49 255V254H48ZM56 255V254H55ZM58 255V254H57ZM75 255V254H74ZM236 255V254H235ZM250 255V254H249ZM260 255V254H259ZM257 255V256H259ZM53 256V255H50ZM59 256V255H58ZM253 256V255H252ZM263 256V255H262ZM261 256V258H263ZM43 257V256H42ZM47 257V256H45ZM57 257V256H56ZM72 257V256H70ZM232 257V256H231ZM241 257V256H240ZM4 258V257H3ZM225 258V257H224ZM230 258V256H229ZM238 258V257H237ZM242 258V257H241ZM240 258V259H241ZM260 258V259H261ZM1 259V258H0ZM44 259V258H43ZM47 259V258H46ZM45 259V261H46ZM184 260V258H182ZM233 259V258H232ZM235 259V258H234ZM239 259V258H238ZM248 260V258H246ZM251 259V257H250ZM253 259V258H252ZM259 259V258H257ZM264 259V258H263ZM4 260V259H3ZM39 260V259H37ZM48 260V259H47ZM50 260V259H49ZM62 260V259H61ZM228 260V259H227ZM256 260V258H255ZM162 261V260H161ZM164 261V260H163ZM233 261V260H232ZM230 261V262H232ZM259 261V260H258ZM257 261V262H258ZM55 262V261H54ZM65 262V261H64ZM63 262V263H64ZM156 262V260H155ZM185 262V261H183ZM229 262V261H228ZM260 262V261H259ZM263 262V260H262ZM4 263V262H3ZM157 263V262H156ZM160 263V262H159ZM237 263V262H236ZM242 263V262H240ZM239 263V264H240ZM246 263V262H245ZM248 263V262H247ZM246 263V264H247ZM264 263V262H263ZM2 264V263H1ZM7 264V263H6ZM9 264V262H8ZM46 264V263H45ZM48 264V263H47ZM51 264V263H50ZM55 264V263H54ZM153 264V263H152ZM169 264V263H168ZM179 264V263H178ZM187 264V263H186ZM189 264V263H188ZM234 264V263H233Z\"/></svg>","mask_w":264,"mask_h":264}]
</instances>
